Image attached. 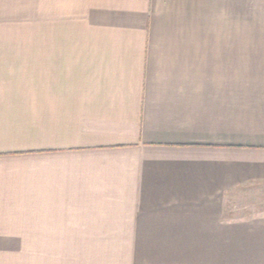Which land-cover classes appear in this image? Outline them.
Returning a JSON list of instances; mask_svg holds the SVG:
<instances>
[{
    "label": "crops",
    "instance_id": "0c3cea01",
    "mask_svg": "<svg viewBox=\"0 0 264 264\" xmlns=\"http://www.w3.org/2000/svg\"><path fill=\"white\" fill-rule=\"evenodd\" d=\"M0 264H264V0H0Z\"/></svg>",
    "mask_w": 264,
    "mask_h": 264
}]
</instances>
